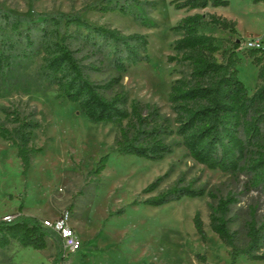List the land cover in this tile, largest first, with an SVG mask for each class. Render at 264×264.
<instances>
[{"label":"rangeland","instance_id":"rangeland-1","mask_svg":"<svg viewBox=\"0 0 264 264\" xmlns=\"http://www.w3.org/2000/svg\"><path fill=\"white\" fill-rule=\"evenodd\" d=\"M146 3L145 15L134 20L120 12L94 9L98 0H0L4 8L17 16L79 13L89 22L117 28L122 33L147 35L148 60L130 67L122 78L123 89L130 98L157 104L161 113L173 122L174 113L168 101L172 81L178 77V66L167 61L177 37L172 30L187 11L175 5L176 0H141ZM137 9L140 5L135 6ZM236 21L237 33L231 34L216 26L203 31L217 37L221 51L230 48L234 39L257 38L264 30V0H230L225 6L213 8ZM211 9L200 10L203 13ZM243 57L238 76L249 93L257 83V67L248 57L249 51L239 50ZM88 61H96L90 56ZM40 57L25 62L17 69L9 92L0 96V122L3 108H16L22 115L33 114L40 126L34 145L41 149L32 154L30 167L24 171L17 146L0 137V219L22 213L54 220L64 209L71 210L70 224L81 240L78 251L68 252L62 240L48 239L45 249L23 247L13 240L0 249V264H230L229 248L209 226V213L216 199L204 195H183L161 204L148 203L184 176L182 185L192 182L205 187L217 197L238 193L240 201L232 210L237 228L255 208L258 220L264 219V193H244V175L231 176L210 169L189 157L183 146H175L162 159L115 150L118 127L110 123H94L77 103L57 97L55 86H49L38 75ZM98 64V62H97ZM94 73L100 81L107 68ZM11 127L12 123H7ZM179 140L171 135L167 141ZM104 166L99 170L101 158ZM164 180L151 191L144 189L160 176ZM199 211L204 221L205 238L197 232L194 215ZM236 264H264L239 256Z\"/></svg>","mask_w":264,"mask_h":264},{"label":"trees","instance_id":"trees-1","mask_svg":"<svg viewBox=\"0 0 264 264\" xmlns=\"http://www.w3.org/2000/svg\"><path fill=\"white\" fill-rule=\"evenodd\" d=\"M230 0H176L175 5L187 13L172 26L177 37L167 61L178 66V73L169 88L168 101L174 113L172 120L152 102L130 98L123 89L122 78L128 69L147 61L146 34L122 33L117 28L89 22L79 13L17 16L0 8V96L9 92L17 69L25 62L40 57L38 75L49 86H55L57 97L78 104L94 123H110L118 127L114 138L115 150L162 159L175 146H183L196 162L218 169L231 176L244 175V193L257 190L264 193V45L244 48L257 67V83L252 93L238 76L240 41L233 40L230 48L221 51L217 37L203 31L216 26L231 34L237 33L236 21L216 12L203 13L208 7L225 6ZM260 1V0H254ZM140 5V8H136ZM147 4L141 0H98L94 9L117 11L139 20ZM146 16V15H145ZM241 50V49H240ZM93 56L96 61H88ZM98 62V64H97ZM107 68V76L98 81L94 73ZM0 137L17 146L24 171L31 164L32 154L41 147L34 145L38 120L32 113L22 115L16 108H3ZM7 123L13 125L9 127ZM171 135L179 140L167 141ZM101 158L97 167L104 166ZM164 176L151 182L145 192L155 190ZM184 176L173 185L147 199L161 204L183 195H209L216 199L209 213V226L229 248L230 264L239 256L249 260H264V219L258 220L255 208L233 228L232 210L240 201L238 193L217 197L205 187L192 182L182 185ZM197 232L205 238L201 213L194 215ZM62 240L54 230L45 227L37 217L22 213L10 221L0 219V249L13 240L23 247L45 249L48 239ZM60 249L53 259L62 262Z\"/></svg>","mask_w":264,"mask_h":264},{"label":"built area","instance_id":"built-area-1","mask_svg":"<svg viewBox=\"0 0 264 264\" xmlns=\"http://www.w3.org/2000/svg\"><path fill=\"white\" fill-rule=\"evenodd\" d=\"M263 45H264V30L260 37L249 38L246 41L240 40V46L238 50L248 47L259 48V47H263ZM15 216H16L15 214L13 215L9 214L4 216L3 220L10 221ZM70 219H71V210L67 208L64 209L61 212V214L58 217H56L54 220L45 219L42 224L45 227L54 230L61 236L65 250H67L68 252H75L80 249L81 240L77 236L73 226L70 224Z\"/></svg>","mask_w":264,"mask_h":264},{"label":"crops","instance_id":"crops-1","mask_svg":"<svg viewBox=\"0 0 264 264\" xmlns=\"http://www.w3.org/2000/svg\"><path fill=\"white\" fill-rule=\"evenodd\" d=\"M214 7H208V8H206V9H211L210 10V12H216V11H214V9H213ZM217 13V12H216ZM217 14H219V13H217ZM220 15H222V14H220ZM224 16V15H223ZM17 213H18V211H17Z\"/></svg>","mask_w":264,"mask_h":264}]
</instances>
